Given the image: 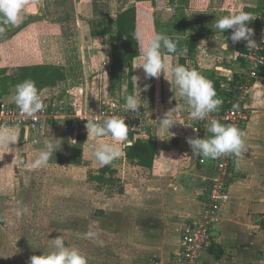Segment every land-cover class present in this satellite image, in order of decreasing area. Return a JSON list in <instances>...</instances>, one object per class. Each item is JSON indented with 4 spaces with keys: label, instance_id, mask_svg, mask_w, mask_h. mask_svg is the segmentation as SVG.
<instances>
[{
    "label": "rangeland",
    "instance_id": "rangeland-1",
    "mask_svg": "<svg viewBox=\"0 0 264 264\" xmlns=\"http://www.w3.org/2000/svg\"><path fill=\"white\" fill-rule=\"evenodd\" d=\"M132 1L135 3V0H63L58 7L50 10L60 17L72 15L77 20L80 19V22H77L72 32V46L76 52L75 61L70 68L71 74H67L68 81L60 83L54 90L45 92L46 96L62 101L64 116L48 121L47 131L51 133L49 137L52 135L62 140L65 122L77 116L83 120L77 124L76 134L86 130V137L81 146L77 145V142L66 144V149L60 153L56 163L39 169L30 168L29 164L33 160L23 161L20 156L22 150L33 151L30 153L34 155V147L19 141L16 147V144L14 147L10 145L16 152L7 149L8 168L0 169V264H28L31 256H40L44 251H49L50 240L59 236L64 237L67 245L77 247L87 258V264H135V257L140 262L144 259L142 257L146 258V262H151L156 256V251L151 247L161 242L164 233L154 234L146 228L147 234L135 233V217L141 214L138 207L142 204L136 198L139 197L138 194L142 191L140 188L143 186L139 185L138 179L145 180L152 175L147 171L142 172L126 161L127 146L122 148V154L118 158L108 164L115 171L110 183L97 185L89 180L90 176L97 175L99 170L106 166L95 162L88 148L89 143L97 141L88 138L87 120L97 115H100L101 120L112 115L124 118L128 132L138 133L134 138L148 140L153 137L148 135L151 130L160 135L158 138L161 147L171 146L173 140L177 139L186 149H191L187 138H195L192 120L186 111L175 114L178 122L170 129L172 136L162 133L157 127L155 121L162 119L166 112L182 103V100L174 95L175 86L172 89V78L167 72L161 73L159 77L146 78L143 68L140 67L141 60L136 59L130 71L131 81H128L129 70L126 67L110 73L112 42L101 25V20L106 17L114 18L121 10L132 5ZM146 7L147 15L143 18L142 27L146 37L156 33L181 32V26L166 24L179 17V10L175 5L166 0H156ZM202 15L208 23L221 16L215 10ZM202 22L200 21V24ZM198 25L185 27V32L200 36L202 40H206V37L219 41L218 37H214L220 34L219 30L213 26ZM161 51L164 62L175 65L174 59L166 57L163 49ZM227 60L228 58L220 64L224 72H218L222 76L218 75L217 79L223 91H226L229 81L233 78L232 72H241L238 68H231L232 63L228 64ZM203 76L210 79L209 75ZM134 77H137V86L141 92L135 87ZM263 82L259 77L250 93L257 91L261 87L260 83L263 86ZM257 85L259 87L256 88ZM145 86H148L147 91L143 90ZM139 92L142 107L139 112L133 113L124 107L126 97L130 94L138 96ZM244 98L246 109L249 111L248 117L258 114L253 113L250 108V94ZM103 111H106L105 116ZM184 124L190 128L185 135L181 129ZM100 142L131 144L128 138L126 142H117L111 137H103ZM261 151L264 153V146ZM238 157L236 155L234 162L236 172L240 167ZM209 183L208 179L207 186ZM229 201L227 193V198L222 200L220 205L219 219L212 223L215 235ZM257 205V202L253 203L251 211L263 209ZM23 207H26L27 211L17 216L18 208ZM262 214L248 219L251 223L250 232L241 234L246 244L241 241L243 248L236 249L235 255L230 257L235 258L239 264H264V229L260 225L264 222V213ZM89 230L97 233L95 239L85 238V233ZM178 234L180 237L179 232ZM98 241H103V245Z\"/></svg>",
    "mask_w": 264,
    "mask_h": 264
},
{
    "label": "crops",
    "instance_id": "crops-1",
    "mask_svg": "<svg viewBox=\"0 0 264 264\" xmlns=\"http://www.w3.org/2000/svg\"><path fill=\"white\" fill-rule=\"evenodd\" d=\"M59 1L24 0L20 23L17 25L0 24V29H2L0 31V68L7 69L3 76L0 77L2 79L0 82V105H16L14 95L15 86L18 83H13L11 78L17 67L38 63L62 68L65 79L60 83L68 81L67 74H71L70 68L72 63H74L73 61H75L74 53L76 52L72 46V32L76 24H78L77 22H80V19L77 20L69 14L60 17L56 12L50 11L53 7L56 8L63 3V0ZM166 1L175 5L179 10V17L171 19L166 24L182 27L180 33L172 32L166 35H179L187 40L191 41L194 39L195 41L194 50L192 54L188 55L190 69H195L202 75H209L210 81L218 79V75L222 76L218 74V72H224L223 66L221 67L220 64L227 58L226 62L228 64L232 63L231 68L241 69L243 64L242 56L248 50L247 42L241 40L233 43L230 39L232 35L231 29L225 31L227 34L219 31L220 34L214 36L219 39V41H216L214 38L207 39L205 37L206 40H202L200 36L189 35L185 32V27L189 25L191 27L192 24L214 27L213 23L215 20L212 23H208L206 17L202 15L207 11L215 10L221 16L245 11L252 14V19L247 22V27L253 30L252 39L254 40L256 19L264 10V0ZM152 2L155 3L156 0ZM199 16L201 17L199 18ZM200 21H203L202 24H200ZM24 24L25 26H22ZM213 43H216V45H213ZM237 46H241V49L246 50V52L241 53V49L238 50ZM164 55L174 59V64L178 65V56H187V51L183 50L175 57ZM236 73L239 72L236 70L232 72L233 75ZM259 77L264 80V71ZM259 86H256V88L259 87L257 91L250 93V108L253 109V113L258 114L251 118L249 117L250 119H248L243 129V148L238 157L239 171L229 183L228 194L230 201L223 211L224 215L219 224L220 227L216 235L214 234L215 244L225 250V256L215 260L207 252L201 256L198 264H239L235 258L230 257L235 255L236 249L243 248L244 245L241 246V241L246 244L241 234L250 232L251 223L248 219L256 217V215L259 216V214L262 216V213H264V153L261 151L264 146V111H262L264 110V82L263 86L261 83ZM51 89L54 90V88ZM46 90L49 89L46 88L39 92L41 98H53L45 95ZM62 117L64 116L62 115L59 118ZM12 128H14L18 136V142L20 141L22 144L34 147V151L39 149L42 141L51 134L48 133L47 126L45 128L46 132L44 130L45 133L38 134H26L24 130L16 126ZM181 129L184 130L182 133L185 135L190 128L184 124ZM83 132L86 133V130L71 138L64 135L61 136L64 138L61 140L62 147L53 154L49 164L56 163L59 160L60 153L66 149V144L75 143L77 137ZM148 135H152L156 141V153L153 167L150 170L135 166L142 172L147 171L152 175L145 180L138 179L139 185L143 186L140 188L142 191L138 194L139 197L135 195L137 200L142 203L138 207V211L141 214L139 217H135V233L147 234L146 228L154 234L164 233V235L161 242L151 247L156 251V256L151 259V262H146L145 257H142L144 259L140 262L135 257V264H169L167 260L180 247L178 232L180 233L182 224L189 219H198L201 214L207 182L213 173L212 162L208 158L193 156L192 149H186L177 139L173 140V145L161 147L160 139L158 138L160 135L153 133L151 130ZM11 146L14 147V145ZM7 149L6 146L0 147L1 170L8 168L9 153H6ZM21 152L20 156L35 157L30 153L33 151L22 150ZM256 202L257 206L263 209L251 211L253 203ZM182 221L184 222L182 223Z\"/></svg>",
    "mask_w": 264,
    "mask_h": 264
},
{
    "label": "clouds",
    "instance_id": "clouds-1",
    "mask_svg": "<svg viewBox=\"0 0 264 264\" xmlns=\"http://www.w3.org/2000/svg\"><path fill=\"white\" fill-rule=\"evenodd\" d=\"M24 7V0H0V24L17 25L21 20V11ZM252 14L239 11L229 15L216 18L214 28L224 33L231 29L230 37L233 43L241 40L247 42V48L258 47L252 39L253 30L247 27V22L251 21ZM2 31V29H0ZM133 38L139 45L140 67L143 68L146 78L159 77L161 73L167 72L171 76L170 84L175 86L174 95L178 96L182 103L170 111L166 112L162 119L155 121L158 129L172 136L170 129L176 124L175 114L186 111L192 121H204L207 132L211 135L205 138H187V143L191 147L193 156L216 159L222 155L232 153L240 155L243 148V132L235 125L221 124L211 114L218 111L222 105V100L217 97L212 81L204 77L195 69H190L184 65H170L162 58V49L167 53H175L179 40L164 33H156L146 37L143 31L133 34ZM186 51V49H185ZM135 87L137 77H134ZM147 87L143 89L147 91ZM173 91V90H172ZM141 92V89H140ZM139 95L130 94L126 97L124 107L133 113L139 112L141 98ZM14 102L22 116L33 117L44 110L45 104L35 85V82L28 79L15 86ZM193 132H198L197 127H192ZM88 138H92L93 143L88 144L95 162L100 165H108L122 154V148L130 144H113L100 142V138L111 137L113 141L126 142L129 128L125 119L117 115L105 116L102 120L100 115L88 119L86 124ZM88 140V139H87ZM18 142V136L12 127L0 128V147L6 146L10 152L17 151L10 148ZM62 147L60 139L51 135L42 141V147L34 152V160L29 164L32 169H39L47 166L53 156ZM27 211L26 207L18 208L17 216ZM97 233L89 230L85 233V238L95 239ZM51 249L44 251L42 255H33L28 264H87V258L77 247L69 246L65 243L64 237L59 236L50 240ZM102 246L103 241H98Z\"/></svg>",
    "mask_w": 264,
    "mask_h": 264
},
{
    "label": "built area",
    "instance_id": "built-area-1",
    "mask_svg": "<svg viewBox=\"0 0 264 264\" xmlns=\"http://www.w3.org/2000/svg\"><path fill=\"white\" fill-rule=\"evenodd\" d=\"M256 20L254 41L258 47L248 48L242 56L241 72L235 74L238 77L235 87L233 88L231 85L232 82L235 83L232 78L225 91L232 92L235 89L236 93L226 101L227 107L223 111L218 110L211 114V117L217 119L221 124L235 125L241 132L249 119V111L246 109L244 101L246 98L244 97L250 94L255 81L264 71V10ZM42 100L45 104L44 110L33 117L20 115L16 105H0V128L16 126L24 130L26 134L43 133L49 120L57 119L63 114L62 101L56 98H43ZM103 115H106V111H103ZM70 120L63 126L62 134L71 138L76 135L75 128L83 119L76 116ZM207 123V120L192 121V127L199 129L198 132H195V138L197 136L205 138V136L211 135L207 132ZM25 138L27 139V137ZM208 159L212 162L213 173L206 188L202 213L198 219H189L181 226L180 247L169 258V264H198L201 256L215 244L212 223L219 219L220 205L222 200L227 198L229 181L237 173L234 164L236 155L228 153L216 159Z\"/></svg>",
    "mask_w": 264,
    "mask_h": 264
},
{
    "label": "trees",
    "instance_id": "trees-1",
    "mask_svg": "<svg viewBox=\"0 0 264 264\" xmlns=\"http://www.w3.org/2000/svg\"><path fill=\"white\" fill-rule=\"evenodd\" d=\"M152 1L153 0H135V3L132 6L117 13L114 18L106 17L101 20V25L104 27L108 37L112 42L110 55L111 74L118 69L126 67L129 70L128 81L132 80L130 71L134 61L139 59V45L138 42L133 38V34L142 31L143 18L147 15V12H145L147 11L146 5ZM22 26H25V24ZM168 36L177 38L179 43L175 53L169 54L163 50L164 54L175 57L178 56L181 51L186 49L187 56H178V65H184L189 68L188 55L192 54L194 50V39L190 41L174 34ZM236 48L240 50L241 46H237ZM240 52L245 53L246 50L244 51V49H241ZM5 71H7V69L0 68V77L3 76ZM233 78L235 83H232V87L234 88L238 77L234 75ZM28 79L35 82V85L40 92L46 88H55L57 84L64 81L65 75L62 68L36 63L17 67L11 78L13 83L17 82L18 84ZM1 80L2 79H0V82ZM215 80L216 81H213L212 83L214 85L217 97L222 100V105L219 107V110L223 111L227 107L226 101L231 99L232 95H234L236 91L235 89L232 92L223 91L219 80ZM130 85L131 83H129V87ZM137 134L138 133L128 132L127 138L131 144L130 146L126 147L125 159L133 166L150 170L153 167L155 160L156 141L153 137H149L148 140L134 138V136ZM85 136L86 133L83 132L77 137V145L80 146L84 143ZM21 159L28 162L34 160V157L21 155ZM114 174L115 171L109 165H106L99 170L97 175L90 176L89 180L95 182L97 185L107 184L110 183L114 178ZM231 180L229 182H231ZM261 226L264 229V222L261 223ZM208 253L215 260H219L225 256V250L217 244H213L208 250Z\"/></svg>",
    "mask_w": 264,
    "mask_h": 264
}]
</instances>
